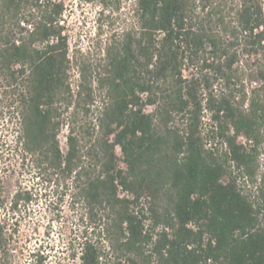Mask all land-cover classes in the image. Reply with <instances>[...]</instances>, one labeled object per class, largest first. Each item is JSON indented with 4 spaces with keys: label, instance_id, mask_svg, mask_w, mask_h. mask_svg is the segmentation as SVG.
Listing matches in <instances>:
<instances>
[{
    "label": "trees",
    "instance_id": "16d2710c",
    "mask_svg": "<svg viewBox=\"0 0 264 264\" xmlns=\"http://www.w3.org/2000/svg\"><path fill=\"white\" fill-rule=\"evenodd\" d=\"M127 1L98 0L99 21L129 16L93 63L69 55L64 0H0V264L18 232L3 213L37 201L4 196L25 163L56 194L52 222L80 207L79 264H264V0Z\"/></svg>",
    "mask_w": 264,
    "mask_h": 264
},
{
    "label": "rangeland",
    "instance_id": "374dc122",
    "mask_svg": "<svg viewBox=\"0 0 264 264\" xmlns=\"http://www.w3.org/2000/svg\"><path fill=\"white\" fill-rule=\"evenodd\" d=\"M64 2L66 5L64 20L69 37L70 57L74 54L78 57L83 55L91 62H97L102 56L100 49L107 42L109 34L114 30H120L127 23V16H129L127 6L124 3L119 13L99 21L98 0H64ZM126 3L129 4L130 1L128 0ZM100 31L99 36L98 32ZM69 83L73 93H77L79 76L75 67L70 71ZM245 86L250 88L249 81L245 83ZM103 100V95H96L94 103L89 107L86 121L95 122L97 111L102 107ZM147 111H152V107H148ZM205 122H207V118ZM67 134L66 126H63L58 133L62 153L67 150ZM5 137L8 143H12V133H6ZM116 152L119 164L123 167L121 152L117 148ZM3 177V191L6 198H10L18 186L31 187L37 195V201L30 204L26 211H22L16 216L3 213L7 223L12 224V228L18 230L11 242L14 250L11 257L12 264H34L32 253L38 248L46 256L44 264H79V260H72L68 244L72 240L77 247L79 242L78 237L82 226L78 221L80 207H76L75 210L70 209V199L66 198V202L59 208L60 221L52 222L53 211L57 212V206L53 204L56 202V194H53L51 187L39 180L40 176L36 174L33 167L25 163L23 167L15 168L13 174L6 172Z\"/></svg>",
    "mask_w": 264,
    "mask_h": 264
},
{
    "label": "built area",
    "instance_id": "2783aa9c",
    "mask_svg": "<svg viewBox=\"0 0 264 264\" xmlns=\"http://www.w3.org/2000/svg\"><path fill=\"white\" fill-rule=\"evenodd\" d=\"M253 85H255V83H253ZM240 141L244 142L245 140L242 137L239 136L238 137V142H240ZM117 149H119V148L117 147ZM237 173L238 172H235L234 175L235 174L237 175V184H238V187L240 188V174H237ZM117 187H118V196L120 198H123V197L130 198V195L126 191H124L121 186L118 185ZM248 187H250V186H248Z\"/></svg>",
    "mask_w": 264,
    "mask_h": 264
}]
</instances>
